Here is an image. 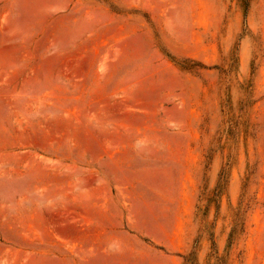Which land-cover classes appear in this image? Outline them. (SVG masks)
Wrapping results in <instances>:
<instances>
[{
    "label": "rangeland",
    "instance_id": "rangeland-1",
    "mask_svg": "<svg viewBox=\"0 0 264 264\" xmlns=\"http://www.w3.org/2000/svg\"><path fill=\"white\" fill-rule=\"evenodd\" d=\"M0 264H264V0H0Z\"/></svg>",
    "mask_w": 264,
    "mask_h": 264
}]
</instances>
